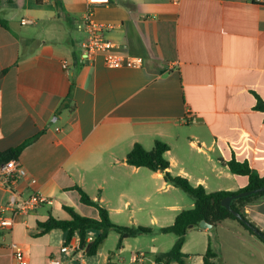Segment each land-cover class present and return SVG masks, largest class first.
<instances>
[{"label": "crops", "instance_id": "obj_1", "mask_svg": "<svg viewBox=\"0 0 264 264\" xmlns=\"http://www.w3.org/2000/svg\"><path fill=\"white\" fill-rule=\"evenodd\" d=\"M93 8L103 39L115 53L141 58V67L111 68L99 54L81 62L86 35L77 25L89 9L86 0H0V20L7 23L0 24V152L34 139L17 158L26 177L15 188L23 197L38 193L52 200L14 216L10 230L0 229V264H17L11 243L21 247L27 264H154L162 252L135 248L142 236L111 252L104 249L110 232L87 257L77 235L41 233L39 226L49 217L68 220L63 206L98 218L75 187L99 201L119 226L155 184L173 188L161 172L126 164L135 144L145 151L156 141L166 144L168 171L207 193H235L247 185L246 176L225 166L231 159L264 176V109L258 108L264 106V4L110 0ZM22 19L29 23L21 25ZM69 94L70 106L60 110ZM7 200L0 186V208ZM168 208L173 223L183 210ZM243 212L264 232V201ZM213 230L220 231L217 242ZM97 234L90 231L88 240ZM242 234L231 220L189 228L182 246L186 264H202L208 248L215 259L242 264L247 257L235 239ZM188 236L197 252L185 250ZM64 245L69 248L62 252ZM260 258L255 264H264Z\"/></svg>", "mask_w": 264, "mask_h": 264}, {"label": "trees", "instance_id": "obj_2", "mask_svg": "<svg viewBox=\"0 0 264 264\" xmlns=\"http://www.w3.org/2000/svg\"><path fill=\"white\" fill-rule=\"evenodd\" d=\"M0 24L4 28H7L6 21L0 20ZM70 102L71 98L69 94L63 101V104H61L60 110L68 108L70 106ZM258 108L264 109V106L259 105ZM33 140L34 139L27 140L16 148L0 152V165L10 160H17L21 151L28 144L33 142ZM167 151V145L159 141L154 143L151 151H145L139 144H135L131 151L126 155L125 159L126 164L130 166L136 168H146L153 172H161L166 184L188 194L194 201L193 208L180 211L175 216L172 225L162 227L158 230L161 234H174L176 236V241L169 251L155 255L154 264H186L188 256L182 253L185 235L189 230V226L199 227V224L202 221L212 226H215L217 223L225 220L236 221L245 230H247L250 235H253L261 243H264V240L255 235L250 229L243 225L241 221L233 217L229 211L221 206V201L227 196L251 191L264 186V176H260L256 171L252 170L246 162H238L235 159H231L224 163L225 166L233 175L246 176L248 178L247 185L235 193L224 191L207 193L202 186H192L185 178L174 176L168 171L169 163L164 158V154ZM74 189L79 193L82 204L93 207L97 211L98 218L93 219L82 216L75 212L73 208L63 206V209L69 215V219L59 220L49 217L45 222L39 224L41 233H46L51 230H61L66 232L67 239L77 235L79 238V248L87 257L96 255L99 246L107 238L110 232H115L118 235L117 248H120L123 240L153 234V231L150 228H129L113 224L110 221L108 211L100 205L99 201L92 200L79 187H75ZM262 201H264V192L233 200L231 201L230 206L234 211L240 213L244 218H246L243 212L244 207L247 205H254ZM247 220L249 221V219ZM250 223L252 226L256 227L254 223ZM258 230L264 234V232L260 229ZM90 231H96L98 234L95 238L88 240ZM216 256L217 255L210 248H208L202 256V264H214L213 260Z\"/></svg>", "mask_w": 264, "mask_h": 264}, {"label": "built area", "instance_id": "obj_3", "mask_svg": "<svg viewBox=\"0 0 264 264\" xmlns=\"http://www.w3.org/2000/svg\"><path fill=\"white\" fill-rule=\"evenodd\" d=\"M178 3L179 0H172ZM89 9L82 17L81 22L77 25V30L85 33L86 38L80 43V59L82 63L92 60L95 55H101L106 66L111 68L121 67H141L143 60L141 58L128 55L118 54L114 52V45L103 39L104 26L98 24L94 20L93 7L97 5H107L110 0H86ZM259 4H264V0H256ZM29 22L25 19L21 20V25ZM63 70L67 69V64L63 62ZM26 171L17 160H10L0 165V186L8 192V200L0 208V229L10 230L13 226L14 216L26 215L35 211L42 205H51L52 200L38 193H32L23 197L16 190L15 184L18 178H25ZM33 182V180L31 181ZM8 213V215H7ZM14 259L17 264H27L24 259V251L15 243H11ZM68 245L61 247V251L68 250Z\"/></svg>", "mask_w": 264, "mask_h": 264}, {"label": "rangeland", "instance_id": "obj_4", "mask_svg": "<svg viewBox=\"0 0 264 264\" xmlns=\"http://www.w3.org/2000/svg\"><path fill=\"white\" fill-rule=\"evenodd\" d=\"M193 203V198L188 194L184 193L183 191L175 187L166 189L162 187V184H155L149 198L147 200L143 198L138 199L136 204L132 206L135 215L131 219L122 221L121 226L129 228H150L153 231V234L138 238L139 240H136L138 242H136L137 244L135 245V248H139L149 253L150 247L155 246L157 247L158 252H167L171 249L174 242L176 241V236L172 233L161 234L158 232V230L161 227H167L172 225V219L170 218L175 213L168 207L176 206L181 208L182 210H189L192 208L191 204ZM234 223L235 225H237V227H239V229L243 233L241 236H239V238H235L237 239L236 243H239L237 244V247H241L244 256L247 257V260H242L241 263L255 264V262H257L256 260L258 259V257L264 258V243H261L253 235H250V233L245 230L238 222L235 221ZM218 233H220L219 230H213V239L215 242L218 241L216 238ZM226 235L229 237L230 233H226ZM188 237L189 238L187 240L188 242L185 246V250L192 253L197 252V247L195 246L193 236ZM152 238L155 239L154 242L151 241ZM117 241L118 235L115 232L110 233L108 240L104 244V249L111 250V252H116ZM131 243H133L132 240ZM247 246L252 248L254 251L248 250ZM126 251L127 250H125V252ZM214 251L216 253L219 252L218 248H215ZM252 252L253 254H251ZM123 254L128 256L129 251ZM192 262H194V260ZM214 262L215 264H231L226 260L224 263L219 258L214 259Z\"/></svg>", "mask_w": 264, "mask_h": 264}, {"label": "water", "instance_id": "obj_5", "mask_svg": "<svg viewBox=\"0 0 264 264\" xmlns=\"http://www.w3.org/2000/svg\"><path fill=\"white\" fill-rule=\"evenodd\" d=\"M262 192H264V186L259 187L257 189H253L251 191H245V192H241V193H238L235 195L227 196L221 201V206L223 208H225L227 211H229L233 215V217H235L236 219L241 221V223H243V225H245L248 229H250L255 235H257L259 238L264 240V234H262L256 227L252 226L251 223L246 218H244L240 213L234 211L230 206L231 201H233V200L249 197L252 195H257V194H260ZM191 227L192 226H189V228H191ZM199 227L210 229L211 225L202 221V222H200Z\"/></svg>", "mask_w": 264, "mask_h": 264}]
</instances>
